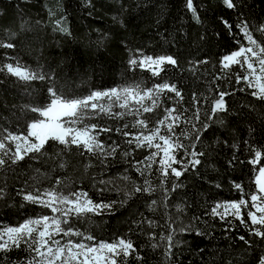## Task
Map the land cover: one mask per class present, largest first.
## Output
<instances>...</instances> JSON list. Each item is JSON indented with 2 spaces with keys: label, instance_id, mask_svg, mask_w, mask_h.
Masks as SVG:
<instances>
[{
  "label": "trees",
  "instance_id": "trees-1",
  "mask_svg": "<svg viewBox=\"0 0 264 264\" xmlns=\"http://www.w3.org/2000/svg\"><path fill=\"white\" fill-rule=\"evenodd\" d=\"M233 4L229 8L224 0H193L196 19L187 0H0V43L15 45L0 47V129L26 134L29 122L40 117L25 106L43 107L53 85L65 95L86 96L94 90L132 84L147 89L166 79L176 85L183 99L174 93L163 94L162 107L140 118H146L151 128L164 116L163 108L175 106L182 113L174 128L176 137L189 152L195 144V151L203 153L198 157L201 163L189 166L179 179L169 170L162 182L157 164L145 176L134 166L150 150L127 145L115 132L126 123V131L137 132L131 127L134 115L86 120L113 129L99 139L105 145L119 144L116 154L96 157L81 154L75 146L65 149L49 141L43 155L6 165L0 169L4 193L0 196V225L17 226L30 217L52 215L50 209L24 200L35 189L82 190L95 203L111 204L112 208L70 222L97 241L131 240L136 252L127 258L121 255L117 264H259L264 257V238L252 234L260 226L250 223L247 212L253 210L251 203L242 208L247 227L235 217L222 220L212 215L217 203L241 199L234 184H241L245 194L257 192L255 175L264 166V101L251 95L256 89L244 81L236 82V74H244L238 65L221 67V58L240 46L237 41L246 43L238 27L242 21L261 42L264 0H233ZM61 27L68 32L60 31ZM141 55L173 56L177 66L165 65L166 71L153 76L129 65L130 59ZM17 61L46 79L22 81L4 69L6 64L16 66ZM218 91L232 95L224 98L227 112L212 115V100ZM193 93L199 100L196 105ZM196 108L200 109L199 120ZM185 118L191 123L184 122ZM205 123L208 128L196 140ZM254 150L262 153L255 172L249 163ZM129 151L131 155L125 156ZM182 157L185 163L190 158L183 149L176 152L177 160ZM173 166L180 169L178 164ZM58 179L60 184H56ZM145 179L155 191L134 192ZM173 184L180 186L173 191ZM164 188L168 189L167 199ZM152 200L157 204L151 206ZM179 228L186 230L173 233L175 246L167 254L161 237ZM74 239L79 242L80 237ZM32 255L22 243L20 248L0 252V264H26Z\"/></svg>",
  "mask_w": 264,
  "mask_h": 264
},
{
  "label": "snow or ice",
  "instance_id": "snow-or-ice-1",
  "mask_svg": "<svg viewBox=\"0 0 264 264\" xmlns=\"http://www.w3.org/2000/svg\"><path fill=\"white\" fill-rule=\"evenodd\" d=\"M224 3L229 8L235 7L233 0H224ZM186 6L192 11L194 17L199 19L193 0H187ZM56 23L59 25L60 21L57 20ZM223 23L231 28L227 21H223ZM238 27L243 32L247 46L237 41L240 46L221 58L222 70L238 65L244 74L237 73L236 82L244 81L249 88H255L256 90L252 91L251 95L264 101V37L258 43L253 38L252 31L246 22L242 21ZM59 30L68 32L67 27H61ZM14 46L12 43H0V47L13 48ZM198 63H205V61ZM129 65L133 68L139 67L142 70H147L153 76L159 77L161 72L166 71L165 65L177 66V60L173 56L141 55L139 58L130 59ZM3 67L22 81L46 79L43 74L30 71L18 61L15 67L13 64H6ZM219 78L217 77V79ZM216 87L218 89L219 86ZM47 91L48 103L43 107L25 106L40 117L29 122L26 134L25 132L16 133L0 129V169L6 165L9 167L15 165L17 162L23 161L25 157L34 159L38 155H43L45 145L49 141L58 142L65 149L75 146L81 150V154L87 152L96 157L115 155L120 145L115 141L105 145L99 139L102 133H111L113 129L85 123L86 120L101 115L115 119H124L127 115L136 117L131 127L138 129L137 132L126 131L125 129L129 128L127 123L122 128H116L115 132L124 138L127 145L151 150L144 160L136 161L134 164L136 171L141 176H145L151 170L152 165L157 164L162 182L167 180L169 170L175 178L179 179L189 166L195 167L201 163L198 157L203 153L195 151V144L192 146L193 150L189 152L175 135L174 128L179 125L182 116V113L177 112L175 106L163 108L164 116L155 121L151 128H149L146 118H140L144 113H152L162 107L160 97L163 94L174 93L175 97L183 99L176 85L170 84L166 79L147 89H142L138 84H132L106 90H94L86 96L65 95L59 92L54 85ZM229 95L232 93L217 92L216 98L212 100V115L218 112H227L224 98ZM198 103L199 100L193 93V104ZM114 109H119V111H114ZM199 115L200 109L196 108L195 117L197 120H199ZM184 122L191 123L187 118ZM193 127H195L194 124ZM207 128L208 124L202 125V128L197 132L196 140L200 139L199 132ZM162 129L164 134H161ZM181 149L184 150L186 156L190 157L186 163L183 157L180 160L176 159V152ZM124 155L129 156L131 152H125ZM261 156L260 150H254V157L249 160V163L254 166V172L256 171L255 165L260 163ZM177 164L180 165V169L173 166ZM60 183L61 181L58 179L56 184ZM255 183L258 186V191L250 194L244 193L241 184H234V188L241 193V199L217 203L212 208V215L219 216L222 220L229 216L235 217L247 227L242 215V208L247 209L251 203L253 210L247 212L250 223L253 226H260L253 228L252 234L264 238V231L260 230L261 227H264V166L259 167L258 174L255 175ZM179 186L173 184L172 190L174 191ZM154 191L155 189L147 179L142 186L134 188V192L151 194ZM163 191L164 198L167 199L168 189L164 188ZM3 194V189L0 188V196ZM245 195H248L249 198L244 199ZM23 198L27 202L50 209L52 215L30 217L17 226L0 225V252L20 248L23 243L33 254L26 264H117V258L121 255L127 258L136 252L133 242L129 239L120 237L112 242L97 241L93 236H85L84 233L73 227L70 221L74 217L99 214L110 211L112 208L111 204L95 203L88 197L87 192L76 190L64 193L56 188L41 192L39 189H35L33 192L25 194ZM156 204L157 201L152 200L151 206ZM148 223L153 225L152 221H148ZM185 230L184 228L172 230L169 235L161 237L166 242L165 251L167 254H171V250L175 246L173 233ZM197 234L203 235V233ZM57 237L60 238L57 239ZM75 237H80L79 242L74 239ZM239 239L244 240V237L241 236ZM156 246L153 245V247ZM136 258L141 259L138 255ZM259 264H264V257L259 259Z\"/></svg>",
  "mask_w": 264,
  "mask_h": 264
},
{
  "label": "rangeland",
  "instance_id": "rangeland-1",
  "mask_svg": "<svg viewBox=\"0 0 264 264\" xmlns=\"http://www.w3.org/2000/svg\"><path fill=\"white\" fill-rule=\"evenodd\" d=\"M246 44V43H245ZM245 46H247V45H245ZM15 67V66H14ZM255 89V88H254ZM151 151V150H150ZM157 160H159V157L157 158ZM258 174V173H257ZM256 191H258V186L256 185ZM60 237H57V239H59ZM65 239H67V238H65ZM87 243V242H86Z\"/></svg>",
  "mask_w": 264,
  "mask_h": 264
}]
</instances>
